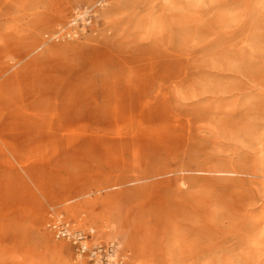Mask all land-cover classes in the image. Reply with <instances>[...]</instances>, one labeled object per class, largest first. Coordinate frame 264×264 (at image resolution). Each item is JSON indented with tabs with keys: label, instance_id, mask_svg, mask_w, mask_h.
<instances>
[{
	"label": "bare ground",
	"instance_id": "obj_1",
	"mask_svg": "<svg viewBox=\"0 0 264 264\" xmlns=\"http://www.w3.org/2000/svg\"><path fill=\"white\" fill-rule=\"evenodd\" d=\"M15 1L0 0V264H71L68 245L56 238L53 229L60 216L68 220L64 213L54 211L55 207L69 202L76 201L78 206L85 204L91 218L114 217L123 224L128 212L119 210L117 205L127 200L126 196L152 186H165L166 195L178 197L186 186V173L264 178V169L245 172L234 165L232 159L225 165L204 169L170 162L161 166L155 156V142H171L186 125L154 109L150 100L140 105V93L149 86L144 77L153 72L155 65L169 73L171 65L175 63L181 69L183 63L199 51L216 60L227 59L236 49L240 52L242 47L221 41L224 34H231L230 30L223 31L222 27L195 30L202 38L198 45L188 39L195 33L182 32V44L173 51L171 46L151 45L135 56H110L106 60L109 67L119 63L134 65L133 76L113 73L107 66L98 65L102 68L100 83L81 77L70 86L65 81L64 70L76 64L73 58L82 53L83 47L56 43L66 35L76 36V19L49 35L46 28L56 22L52 8L30 6L25 0L16 3L22 4L17 7L13 6ZM198 2L209 14H214L222 3L221 0ZM194 6V0H164L150 7L148 24L157 26L162 35L167 34L174 24L168 18ZM122 8L117 15L125 14L127 8ZM79 14L77 11L75 16ZM111 14L106 9L102 17L107 19ZM131 14L138 24L146 21L136 12ZM246 15L252 30L264 24V10L253 8L246 11ZM136 49L132 51L138 52ZM90 51L108 52L99 44L91 46ZM249 64L251 73L255 74L254 81L260 79L259 93L264 94V55L252 59ZM188 75L186 72L180 77L184 81ZM107 125L117 129L110 131ZM156 125L162 126L158 139L153 134ZM29 144L34 147L28 149ZM49 149L93 162L105 152L113 151L120 158L131 154L134 162L127 174H120L113 184L108 183L111 188L124 187L120 192H109L105 188L106 192L94 200L78 201L82 191L78 187L56 193L42 178L49 159L44 158L41 167L35 169L24 158L30 151L43 156ZM25 178L35 183L38 193L33 194L37 201L26 199ZM98 202L108 206L101 215L94 208ZM196 203L204 207L210 202ZM241 208L242 203L233 209L239 211ZM179 209L185 210L181 205ZM256 209V203H250L243 208L245 214L236 218L180 219L172 211L170 223L174 236L167 245L172 252L168 253V262L157 261V264H195L203 260L201 264H257L264 260V215H253ZM50 229L54 235L50 234Z\"/></svg>",
	"mask_w": 264,
	"mask_h": 264
},
{
	"label": "rangeland",
	"instance_id": "obj_2",
	"mask_svg": "<svg viewBox=\"0 0 264 264\" xmlns=\"http://www.w3.org/2000/svg\"><path fill=\"white\" fill-rule=\"evenodd\" d=\"M21 1H15L13 6ZM25 1H28L30 6L52 8L56 22L46 28L45 32L49 35L76 19V36L70 38L66 35L65 39L56 43L83 47L82 53L73 58L76 64L64 70L67 79L65 81L70 86L81 77L100 83L102 68L99 66L103 65L113 73L133 76L134 65L119 63L109 67L106 60L110 56H135L142 52L141 49H149L151 45L171 46L173 51L182 44V32L195 33L188 39L198 45L202 38L195 30L200 31L205 27L230 30L231 34H224L221 41L233 47H242L240 52L236 49L237 51L227 59L216 60L199 51L183 63V68L180 69L175 63L171 65L169 73L155 65L153 72L144 77V82L149 86L144 89V93H140V105L144 106L147 100H150L154 109L164 112L172 121L177 119L174 122L179 120L182 125H186V128L177 132L171 142H155V156L161 166L170 162L204 169L212 165H225L228 159H232L234 165L241 167L245 172L263 171L264 94L259 93L260 79L254 81L255 74L251 73L249 62L264 55V24L252 30L246 11L253 8L264 10V0H221V6L214 14L204 12L205 10L199 7L200 2L194 0L195 6L192 9H186L168 18L174 24L164 35L157 26H149L147 17L151 12L150 7L164 0ZM21 5L19 3L17 7ZM122 7L127 8L123 12L125 14L117 15ZM86 9L89 10L86 16L75 18L77 11L83 12ZM106 9L112 13L107 19L102 17ZM135 12L146 21L138 24L135 15L131 14ZM95 44H99L108 52H91L90 47ZM134 48L139 51H132ZM186 72L189 74L188 79L183 81L181 77H184ZM256 77L258 78L257 75ZM182 108L184 110L180 112L179 109ZM107 128L110 131L117 129L111 125H107ZM161 129V125L154 127L155 139H158L157 135ZM32 147L34 144L27 145L28 149ZM64 154L49 149L43 156L30 151L24 158L35 169L37 166L41 167L45 159H49V166L44 168L42 178L46 179L47 184L52 186L56 193H62L68 187H78L82 190L81 199L78 201L94 200L106 192L105 188H108L109 192H120L124 187L111 188V184L120 174H127L134 162L131 154L129 157L120 158L113 151L105 152L94 162L86 160L85 157L75 158ZM185 177L186 186L178 197L166 195L165 186H152L126 196L127 200H122L123 202L117 205L119 210L128 212L123 224L114 217L106 220L91 218L88 207L85 204L78 206L76 201L57 206L54 211L58 214L64 213L77 230L86 232L93 229L94 239L97 241L118 240L128 255L125 264L168 262V253L172 251L167 245L172 242L171 238L174 236L171 234L170 223L172 211L176 212L180 219L236 218L245 214L244 207L256 203L257 209L253 215H264V178L205 173H186ZM25 181L23 187L26 199L30 202L37 201L33 194L38 193L35 183L27 178ZM109 182L112 183L108 184ZM197 201L210 203L208 206L199 207ZM241 203V210L233 209ZM180 205L185 208L183 212L179 209ZM107 207L105 202L94 205L99 215L105 213ZM50 234L54 235L51 229ZM62 241L70 249L71 264H86L87 259L79 257L71 243ZM203 262L204 260L196 261L195 264ZM257 264H264V260Z\"/></svg>",
	"mask_w": 264,
	"mask_h": 264
},
{
	"label": "built area",
	"instance_id": "obj_3",
	"mask_svg": "<svg viewBox=\"0 0 264 264\" xmlns=\"http://www.w3.org/2000/svg\"><path fill=\"white\" fill-rule=\"evenodd\" d=\"M76 16L82 17L89 13V10L79 12ZM57 239L68 241L75 248L77 255L86 258V264H125L128 258L127 252L122 244L115 239L97 241L94 239V231L77 230L71 221L60 216L53 227Z\"/></svg>",
	"mask_w": 264,
	"mask_h": 264
}]
</instances>
